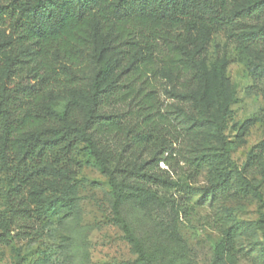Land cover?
I'll use <instances>...</instances> for the list:
<instances>
[{"label": "rangeland", "instance_id": "rangeland-1", "mask_svg": "<svg viewBox=\"0 0 264 264\" xmlns=\"http://www.w3.org/2000/svg\"><path fill=\"white\" fill-rule=\"evenodd\" d=\"M231 1V11L235 12L257 0ZM253 29L261 36L254 41L243 40L242 34ZM169 31L172 41L181 47L186 67L174 70L158 64L159 96L173 120L178 141L173 140L165 152L166 156L170 152L173 155L169 163H159L164 169L161 176L174 185H160L154 192L166 202L179 200L186 212L179 213L178 209L177 219L169 207H158L156 201L125 199L121 212L148 254L141 264H212L216 245L234 221L240 227L236 255L224 264H264V161L255 170L242 173L250 183L248 190L233 174L235 168H242L252 148L264 141V15L238 16L232 29L184 23ZM9 33L8 26L0 23V44L9 39ZM104 46L102 34L94 32L92 59L82 74L86 83L112 56ZM117 71L105 75L103 83L114 78ZM49 101L55 108L72 102L81 112L85 110L86 99L81 95H60ZM125 108L117 105L104 111L115 114ZM169 139L166 137L163 145L158 140L144 150L134 151L125 146L123 139L111 135L103 138L116 153L111 168L121 165L127 169L152 158L153 152L167 145ZM221 141L229 149L232 163L224 161L212 172L190 164L196 155L219 153ZM76 159L72 164L74 178L71 176L75 192L61 207L57 204L53 208L61 197L57 176L33 179L26 187L24 194L31 207L48 210L45 214L34 212L32 223L23 227H15L11 217L16 207L9 195L16 181L0 170V264L134 263L136 254L113 218L108 177L84 144L79 146ZM225 173L233 174L230 188L212 195L215 183Z\"/></svg>", "mask_w": 264, "mask_h": 264}, {"label": "trees", "instance_id": "trees-1", "mask_svg": "<svg viewBox=\"0 0 264 264\" xmlns=\"http://www.w3.org/2000/svg\"><path fill=\"white\" fill-rule=\"evenodd\" d=\"M231 0H7L0 3V23L10 29L9 39L0 44V170L16 183L9 198L16 209L11 217L15 227L32 223L33 213L48 209L32 208L25 189L33 179L58 177L61 197L53 208L72 199L77 161L76 153L84 144L100 171L108 177L115 222L136 254L133 264L144 263L148 254L140 237L121 212L126 198H144L169 207L178 219L186 212L177 199L169 202L157 197L154 188L173 186L161 176L172 158L171 142L178 141L172 118L160 99L158 64L174 70L186 67L181 47L174 43L170 29L184 23L209 29H232L236 17L264 15V1L257 0L240 11H231ZM258 29V28H257ZM94 32L102 34L103 48L111 58L83 80L94 49ZM261 36L253 29L242 34L243 40ZM173 37V38H172ZM176 38V37H175ZM176 40V39H175ZM118 70L103 83L105 75ZM86 99L81 112L72 102L55 108L50 99L57 96ZM122 105L124 111L109 114L107 107ZM219 107L222 106L217 102ZM218 133V123H214ZM123 139L131 150L141 151L169 137L152 158L138 167L111 168L115 151L104 142L105 136ZM172 139V140H171ZM229 149L220 142L219 153L194 156L190 164L201 170H218L224 161L232 163ZM264 161V141L249 152L235 178L244 190L251 188L242 173L255 170ZM232 173H225L211 190L225 193L231 186ZM120 178V179H119ZM179 210V213L177 210ZM163 225V223H159ZM165 225V224H164ZM168 225H165V227ZM172 229L173 227L170 226ZM240 227L234 221L215 247L212 264L233 259ZM175 232L171 234L174 236Z\"/></svg>", "mask_w": 264, "mask_h": 264}]
</instances>
